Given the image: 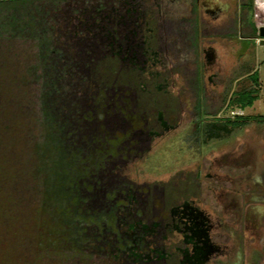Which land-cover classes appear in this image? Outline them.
I'll use <instances>...</instances> for the list:
<instances>
[{
  "label": "trees",
  "instance_id": "trees-1",
  "mask_svg": "<svg viewBox=\"0 0 264 264\" xmlns=\"http://www.w3.org/2000/svg\"><path fill=\"white\" fill-rule=\"evenodd\" d=\"M124 3L0 8V264H204L222 252L203 210L149 202L128 178L168 125L155 109L151 130L141 82L148 43L133 37ZM247 33L256 38L255 27ZM248 78L257 84L256 73ZM257 91L231 92L223 110L250 107ZM215 114L203 112V142L255 119Z\"/></svg>",
  "mask_w": 264,
  "mask_h": 264
},
{
  "label": "rangeland",
  "instance_id": "rangeland-1",
  "mask_svg": "<svg viewBox=\"0 0 264 264\" xmlns=\"http://www.w3.org/2000/svg\"><path fill=\"white\" fill-rule=\"evenodd\" d=\"M41 2L9 0L0 8L38 9ZM224 2L228 5H220L216 20L203 9L214 10V4L190 11L183 2L179 7L188 13V23L180 35L138 37L148 43L141 82L155 101L151 105L148 95L142 101L151 130H159L152 119L155 109L168 126L147 147L143 144L146 150L130 164L128 178L147 188L149 202L155 196L165 207L190 201L208 215L211 239L222 252L204 264H264V39L240 37L253 27L257 33L252 14L244 12L248 0ZM252 72L257 84L248 78ZM254 85L258 91L250 107L223 110L231 92ZM203 112L209 118L216 113L255 119L225 138L203 142ZM179 239L167 242L168 252Z\"/></svg>",
  "mask_w": 264,
  "mask_h": 264
},
{
  "label": "flooded vegetation",
  "instance_id": "flooded-vegetation-1",
  "mask_svg": "<svg viewBox=\"0 0 264 264\" xmlns=\"http://www.w3.org/2000/svg\"><path fill=\"white\" fill-rule=\"evenodd\" d=\"M9 0H0L5 2ZM118 1V0H117ZM122 2L130 3L133 6V37H144L143 33H158L170 32L173 36L180 35L185 28L184 24H187L188 13L183 11L179 6L184 2L186 5H191L190 11H193L198 5H202L204 0H120ZM223 5L227 6L228 3L222 0ZM129 5V4H128ZM193 6V7H192ZM204 7V6H203ZM211 10L204 8L207 15H210L213 20H216L219 16L221 9ZM218 15V16H217ZM153 21L156 23L153 25ZM176 23L181 25V29H174ZM184 23V24H183ZM148 24L150 26H148ZM152 24V25H151ZM171 29L168 30L167 28ZM150 34V35H151ZM210 226H212L210 224ZM213 227V226H212Z\"/></svg>",
  "mask_w": 264,
  "mask_h": 264
},
{
  "label": "built area",
  "instance_id": "built-area-1",
  "mask_svg": "<svg viewBox=\"0 0 264 264\" xmlns=\"http://www.w3.org/2000/svg\"><path fill=\"white\" fill-rule=\"evenodd\" d=\"M252 16L256 27H264V0H252Z\"/></svg>",
  "mask_w": 264,
  "mask_h": 264
},
{
  "label": "crops",
  "instance_id": "crops-1",
  "mask_svg": "<svg viewBox=\"0 0 264 264\" xmlns=\"http://www.w3.org/2000/svg\"><path fill=\"white\" fill-rule=\"evenodd\" d=\"M209 5V4H214L215 6V9L220 7L221 3L219 1H216V0H204V3L201 5V6H206V5ZM204 9V8H203ZM245 12V10H244ZM250 13L252 14V4H251V10H250ZM218 16V15H217ZM220 16V15H219ZM241 38H246V37H242L240 36ZM257 38V36H256ZM249 39V38H248Z\"/></svg>",
  "mask_w": 264,
  "mask_h": 264
},
{
  "label": "water",
  "instance_id": "water-1",
  "mask_svg": "<svg viewBox=\"0 0 264 264\" xmlns=\"http://www.w3.org/2000/svg\"><path fill=\"white\" fill-rule=\"evenodd\" d=\"M256 36L260 39H264V27H258Z\"/></svg>",
  "mask_w": 264,
  "mask_h": 264
}]
</instances>
